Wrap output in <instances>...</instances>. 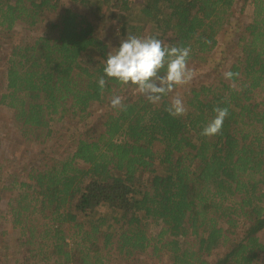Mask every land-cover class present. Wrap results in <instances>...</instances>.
Returning a JSON list of instances; mask_svg holds the SVG:
<instances>
[{
	"label": "trees",
	"instance_id": "trees-1",
	"mask_svg": "<svg viewBox=\"0 0 264 264\" xmlns=\"http://www.w3.org/2000/svg\"><path fill=\"white\" fill-rule=\"evenodd\" d=\"M72 1L77 8L0 0V105L41 143L58 121L85 125L26 177L4 179L0 162V235L9 234L6 222L17 230L27 264H264V0H243L254 5L249 22L240 0ZM80 5L118 20L124 37L190 46L189 63L210 55L230 29L238 55L223 73L239 75L191 88L186 114L173 117L170 93L152 104L104 74L110 43ZM18 22L45 27L20 42ZM114 95L126 111L111 107ZM216 106L229 115L219 134L202 136ZM0 256L7 264L9 252Z\"/></svg>",
	"mask_w": 264,
	"mask_h": 264
},
{
	"label": "rangeland",
	"instance_id": "rangeland-1",
	"mask_svg": "<svg viewBox=\"0 0 264 264\" xmlns=\"http://www.w3.org/2000/svg\"><path fill=\"white\" fill-rule=\"evenodd\" d=\"M66 4L70 7L77 8L76 4L72 0H64ZM243 0H240V3L237 4L239 9ZM244 21L249 22L253 17L254 5L251 2L244 3ZM79 10L83 13L89 15V18L93 20L96 24L97 30L99 31L100 36L110 43V48H117L118 43L122 39L126 38L121 35L118 30V20H101L100 17L106 18V12H100L96 10L93 6L92 8H87L83 5H80ZM104 14V15H103ZM239 14V12L237 13ZM103 15V16H102ZM45 26L40 24L36 27H29L22 22H18L14 28V35L16 41H34L36 37L43 33ZM234 33L229 29L225 33H221L219 44L216 49L207 55L205 59H200L198 61H193L188 64L195 75L192 81L185 86H177L172 93H170V98L179 94L183 101L185 102L187 93L193 87H198L201 84H207L211 82H216L221 74H223L225 67L230 65L238 55V50H233L234 45ZM7 41L9 45L13 44V41ZM10 50V48H9ZM8 51L4 49V52ZM2 51V54H5ZM3 66V65H1ZM0 73V94L2 91H5V82ZM96 114L94 118L99 114L100 109L96 108ZM85 125H77V121H70L66 119L65 121H58L53 125L54 135L46 141V143H41L36 140V133H34L27 126L22 125L20 121H17L14 118V111L0 105V162L3 165V178L10 176L13 173H18L21 177H26L27 169L33 165L40 164L45 155H58L62 154L66 149H68L71 143H74L76 138L79 136H74L76 130L84 129ZM8 179V178H6ZM18 190L7 191L5 201H7L11 196L17 195ZM10 223H4V228L9 230V234L5 233L0 235L1 239L4 237L8 240L4 241V244H1L0 241V254H7L9 252V261L7 264H27L22 257L23 253H26L25 249H22L23 253H18L16 238L18 237L17 230L13 231L10 229ZM151 230L153 233L159 230V225L151 223ZM264 236V233L262 234ZM7 246L4 247V246ZM223 250L218 251L212 258L215 260L219 253ZM22 256V257H21ZM26 257L28 254L26 253ZM17 259V261H16ZM4 260V256H0L1 261ZM16 261V262H15Z\"/></svg>",
	"mask_w": 264,
	"mask_h": 264
},
{
	"label": "clouds",
	"instance_id": "clouds-1",
	"mask_svg": "<svg viewBox=\"0 0 264 264\" xmlns=\"http://www.w3.org/2000/svg\"><path fill=\"white\" fill-rule=\"evenodd\" d=\"M191 48L171 45L155 36L127 35L119 47L111 49L104 62L103 72L115 79L120 85H132L136 93L143 95L149 103L158 104L164 96L172 93L177 86L188 85L194 78V71L189 68ZM225 79L231 80L238 73L227 71ZM107 81L105 76L98 80L101 90ZM111 107L126 111L124 97L114 95ZM171 116H183L187 108L182 97L177 94L165 109ZM214 117L203 127L201 135L212 137L219 134L223 122L229 115L227 107L216 106Z\"/></svg>",
	"mask_w": 264,
	"mask_h": 264
}]
</instances>
